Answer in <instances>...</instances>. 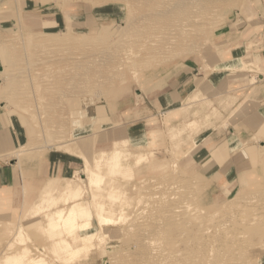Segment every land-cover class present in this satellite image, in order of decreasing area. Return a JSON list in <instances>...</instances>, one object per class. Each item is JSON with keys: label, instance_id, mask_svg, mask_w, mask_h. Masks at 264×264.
Instances as JSON below:
<instances>
[{"label": "rangeland", "instance_id": "rangeland-1", "mask_svg": "<svg viewBox=\"0 0 264 264\" xmlns=\"http://www.w3.org/2000/svg\"><path fill=\"white\" fill-rule=\"evenodd\" d=\"M247 9L246 0H0V111L23 138L8 156L16 188L9 197L0 190V264H264L263 143L229 183L201 170L197 156L230 108H212L216 93H203L200 79L238 44L237 15ZM188 72L195 94L184 119L167 123L164 114L132 130L114 122L120 100L162 91ZM206 113L211 121L192 132L189 123ZM117 148L128 155L123 167L103 164V185L91 186L97 158ZM55 151L79 157L81 170L44 181L25 174V162L37 160L41 171ZM78 203L72 232L57 213ZM182 206L189 217L173 221L166 212ZM102 217L115 220L108 232ZM63 239L81 253L61 252Z\"/></svg>", "mask_w": 264, "mask_h": 264}, {"label": "crops", "instance_id": "crops-1", "mask_svg": "<svg viewBox=\"0 0 264 264\" xmlns=\"http://www.w3.org/2000/svg\"><path fill=\"white\" fill-rule=\"evenodd\" d=\"M246 2L248 11L246 10L244 14L238 12L237 15L240 18L237 26L238 34H241L240 41L227 51L228 56L226 55V60L220 63L218 71L200 79L202 85L204 84L203 93H206V90L211 92L210 94L216 93V106L219 107V101L222 103L224 98L231 97L235 101L227 111L221 109L225 117L223 124L216 122L214 129L207 135L200 136L198 144L197 156L201 157V170L226 183L232 182L238 175L236 165L241 162L240 159L249 158L251 153L254 154L257 143L264 145V71H262L264 70V0H246ZM244 63L251 64L261 71L244 72L242 69ZM227 64L231 67H225ZM232 76L240 79L236 81V77L231 78L233 82L236 81L231 85L230 81H226ZM195 81L194 73L188 72L170 81L162 91L139 96L141 99L127 96L118 102V113L114 122L132 130L133 126L147 129L149 120L153 118L159 120L164 114L165 118H168L167 123H173L175 117L183 116L184 119L186 113L181 111L187 106L183 108L185 99H192L195 94L193 93ZM209 99L212 100L211 96ZM228 118L230 119L227 122L228 127L225 128L224 124ZM16 124V121L5 117L0 111V190L6 192L7 197L18 183L16 169L12 164L14 159L8 156L12 149H17L23 144L22 134ZM25 164L26 166L23 167L25 174L31 178L32 173L40 181H44L47 177L69 179L82 168L79 157L64 155L57 151L42 159L41 171L37 160L33 161V164L31 162Z\"/></svg>", "mask_w": 264, "mask_h": 264}, {"label": "bare ground", "instance_id": "bare-ground-1", "mask_svg": "<svg viewBox=\"0 0 264 264\" xmlns=\"http://www.w3.org/2000/svg\"><path fill=\"white\" fill-rule=\"evenodd\" d=\"M216 1V0H215ZM195 3V2H194ZM27 60V59H26ZM216 61V60H215ZM27 63V62H26ZM252 65L251 64H248V63H244L243 64V67L242 68H250ZM225 67H231V65L230 64H227ZM255 68H257V67H255ZM258 71V70H257ZM262 71H264V70H262ZM253 83V82H252ZM90 95V94H89ZM94 97H95V95H94ZM190 99H185V102H184V105H185V103L187 102V101H189ZM189 103V102H188ZM188 103H186V104H188ZM234 103H235V101H234V99L233 98H231V97H228V98H226L223 102H222V106L223 107H231V106H233L234 105ZM183 105V106H184ZM212 108H217L216 107V105H215V107H212ZM211 108V109H212ZM207 115H205V120H203L202 122H200V121H195V120H193V121H191L190 123H189V127L188 128H191V131L192 132H195V131H197V130H199V128L201 127V125L202 124H206V123H208V122H210L211 120H210V118L212 117H210V114H208V113H206ZM219 118V117H218ZM217 120V119H216ZM189 134H191V133H189ZM118 143V142H117ZM121 143H124V142H121ZM125 145H127L126 143H125ZM128 146V145H127ZM123 147H124V145H123ZM114 148H116V147H114ZM22 150V149H21ZM22 151H24V150H22ZM22 151H19V153L21 154L22 153ZM192 151V150H191ZM24 153H25V151H24ZM26 153H28V152H26ZM19 154V155H20ZM23 154V153H22ZM106 154V153H105ZM108 154V153H107ZM17 155H18V153H17ZM101 155V154H100ZM99 155V156H100ZM147 155V154H146ZM126 156H128L124 151H122V150H120L119 148H117L115 151H113L108 157L106 156V155H103L102 154V156H100V158H97L98 160L96 161V163H95V169L94 170H90L89 171V173L90 174H88L89 175V182H90V185L91 186H94V185H98L99 187L100 186H102L103 184V180H104V178H103V176L100 174V172H99V170L101 169V167L103 166V164H107L109 167H110V170H111V172L112 173H117L118 171H119V168H121V167H123V160H124V158H126ZM20 157V156H19ZM94 158V157H93ZM92 160V159H91ZM141 160H143V159H141ZM141 160H139V161H137V162H141ZM90 161V160H89ZM89 161H87V163H88V165H89ZM93 162V161H92ZM138 164V163H137ZM87 165V166H88ZM123 169V168H122ZM86 172H87V170H86ZM177 174V173H176ZM169 190H170V192L173 194V195H175L176 193H179V189L178 188H175V187H169ZM112 197V199L114 200V197L113 196H111ZM233 197V196H232ZM83 198V193L81 192V193H79L78 195H77V199L78 200H81ZM197 198V197H196ZM262 200V199H261ZM115 201V200H114ZM113 201V202H114ZM123 202V201H122ZM139 205V204H138ZM158 205V204H157ZM40 207V206H39ZM83 208V205L82 204H75V205H73V206H71L70 208H68L66 211L65 210H63V211H59L58 213H57V215H58V218H59V221L60 222H62V223H64L67 227H68V229H71V231L73 230L74 231V228L76 227V221H77V214L79 213V211H81V209ZM158 208H156L155 210H157ZM167 210H169V209H167ZM159 211V210H158ZM191 210L187 207V206H182V208H181V211L179 210L178 212H173L172 210L171 211H169V212H166L167 214L168 213H171V215L173 216L172 218H173V221H178V219L179 220H182V219H184L185 220V218L186 217H189L188 216V214H189V212H190ZM130 217V216H129ZM128 217V218H129ZM157 217V216H156ZM139 218V217H138ZM119 219V218H118ZM100 221H101V223H102V227H103V229L106 231V232H108L109 230H110V228L112 227V225H114L115 224V220H113V219H111V218H108V217H102V219H99ZM122 222H127L128 221V219L126 218V217H124V215L122 216ZM49 222L51 223V226L52 225H54V219L53 218H51L50 220H49ZM156 224V223H155ZM243 225V224H242ZM189 228L191 227V226H189V225H187ZM193 227V226H192ZM155 229H157V230H159V227H158V225H156L155 226ZM84 230V226H82L81 227V229H80V231H83ZM188 230V229H187ZM72 231V232H73ZM175 231V230H174ZM219 231H220V228H219ZM194 232V231H193ZM176 233H178V232H176ZM184 235L186 234L185 232L183 233ZM183 234H181L180 233V235L182 236ZM221 234V233H220ZM219 234V235H220ZM178 235V234H177ZM176 235V236H177ZM179 235V236H180ZM173 236V235H172ZM167 237H169L168 235H167ZM87 238V235H83V239L85 240ZM182 238V237H181ZM86 241V240H85ZM165 242V241H164ZM156 244V243H155ZM191 243H189V245H190ZM84 245H86V242H84ZM187 245L188 244H186V249L188 248L187 247ZM188 245V246H189ZM57 248H59V250H61V252H63V253H65V254H67V255H69L70 256V258H75V256H77V254L79 255V253H81V251H82V249H76V248H74L73 247V244L72 243H70L69 241H67L66 239H63L62 241H60V243H59V245H58V247ZM231 248V247H230ZM227 250V249H226ZM228 252V251H227ZM179 256H180V253L178 254ZM219 256V255H218ZM226 256V255H225ZM62 258H64V257H62ZM70 258H64V259H66V260H70ZM181 258V257H180ZM222 259V258H221ZM218 260V259H217ZM9 262H10V264H13L14 263V261H13V259H10V258H7V264H9ZM65 262V261H64ZM217 262V261H216ZM27 263L28 264H50L45 258H43V257H35V258H29L28 259V261H27ZM66 264H67V262H65ZM209 264V263H208ZM216 264V263H215ZM224 264H226V263H224ZM228 264H229V262H228Z\"/></svg>", "mask_w": 264, "mask_h": 264}]
</instances>
